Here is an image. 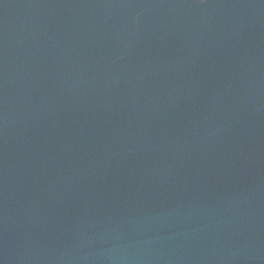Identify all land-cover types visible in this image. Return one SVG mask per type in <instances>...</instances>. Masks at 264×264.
Masks as SVG:
<instances>
[{"label":"water","instance_id":"95a60500","mask_svg":"<svg viewBox=\"0 0 264 264\" xmlns=\"http://www.w3.org/2000/svg\"><path fill=\"white\" fill-rule=\"evenodd\" d=\"M0 264H264V0H0Z\"/></svg>","mask_w":264,"mask_h":264}]
</instances>
